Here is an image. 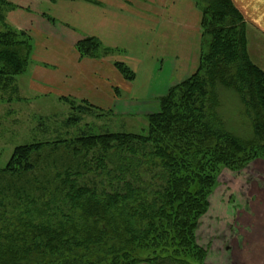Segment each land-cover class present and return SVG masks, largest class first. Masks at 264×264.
<instances>
[{
  "label": "trees",
  "instance_id": "trees-1",
  "mask_svg": "<svg viewBox=\"0 0 264 264\" xmlns=\"http://www.w3.org/2000/svg\"><path fill=\"white\" fill-rule=\"evenodd\" d=\"M193 2L202 14L198 68L156 100L146 130L96 132L84 118L112 111L62 98L76 136L14 148L0 168V264H206L196 232L220 172L264 161V70L232 0ZM15 8L0 0L1 93L16 91L33 47L5 22ZM76 50L94 59L116 51L94 37ZM114 66L135 80L125 63ZM222 90L238 98L250 139L227 127Z\"/></svg>",
  "mask_w": 264,
  "mask_h": 264
},
{
  "label": "crops",
  "instance_id": "crops-1",
  "mask_svg": "<svg viewBox=\"0 0 264 264\" xmlns=\"http://www.w3.org/2000/svg\"><path fill=\"white\" fill-rule=\"evenodd\" d=\"M6 1L16 6L7 22L32 39L31 59L18 81L27 98L34 92L87 101L116 116H147L152 112L142 108H152L194 74L204 49L202 14L193 0ZM232 1L245 19L247 35L251 30L263 50L264 0ZM87 37L117 52L81 57L76 45ZM115 62L129 66L135 80H125ZM227 172L219 212L211 197L204 216L209 232L219 216V247L205 245L209 264H264V161Z\"/></svg>",
  "mask_w": 264,
  "mask_h": 264
},
{
  "label": "rangeland",
  "instance_id": "rangeland-1",
  "mask_svg": "<svg viewBox=\"0 0 264 264\" xmlns=\"http://www.w3.org/2000/svg\"><path fill=\"white\" fill-rule=\"evenodd\" d=\"M5 22L11 26L7 22V15ZM246 36L247 42L249 41L248 51L252 62L261 66L260 68L264 70V49L261 50L260 47L262 48V46L257 42L255 43V37L257 36L254 35L251 30L248 31V35ZM22 79L23 75L18 77V81H22ZM18 81L16 91L14 90L13 92L11 90L7 93L0 92V168H3L9 161L16 146L29 144L37 140L49 141L59 138H72L77 134L76 128L68 129L64 125V122L71 113L70 107L67 104L58 100L54 95L44 98L34 92L30 93V95L28 94L29 99L27 98V95L20 90ZM222 95L223 108L221 112L224 115L227 127L238 136L250 139V124L243 113V108L240 105L238 98L232 92L224 90H222ZM115 110L118 112L121 109L116 108ZM142 110L154 112L156 111V107L142 108ZM135 116L136 117L116 116L114 115V112H112V115L109 118L107 117L108 119L85 117L80 125L84 126L88 124L94 126L96 132L105 130L109 132L141 133L147 128L146 116ZM255 161L263 160L257 159ZM227 171L230 170L223 169L217 178V183L208 199V211L211 205L210 198L212 197V207L217 208L214 212H219L220 197L222 196L221 193L223 191L221 185L222 183L226 185L225 179L226 174L228 173ZM232 172L234 173V171ZM234 207L235 206H233V208ZM204 216L199 222V227L196 232V240L197 244L206 253L205 263L209 264V253L206 248L207 246L205 245L209 246L211 243L213 247L214 245H217L215 247H219V241H216V239H219L220 237L219 216H216L217 222L213 225L215 229L211 232H209L208 222H205ZM209 237L213 239H210L211 242L209 241Z\"/></svg>",
  "mask_w": 264,
  "mask_h": 264
}]
</instances>
